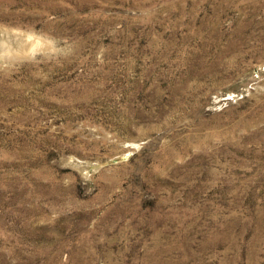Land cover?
I'll use <instances>...</instances> for the list:
<instances>
[{
    "label": "rangeland",
    "instance_id": "obj_1",
    "mask_svg": "<svg viewBox=\"0 0 264 264\" xmlns=\"http://www.w3.org/2000/svg\"><path fill=\"white\" fill-rule=\"evenodd\" d=\"M0 264H264V0H0Z\"/></svg>",
    "mask_w": 264,
    "mask_h": 264
},
{
    "label": "bare ground",
    "instance_id": "obj_2",
    "mask_svg": "<svg viewBox=\"0 0 264 264\" xmlns=\"http://www.w3.org/2000/svg\"><path fill=\"white\" fill-rule=\"evenodd\" d=\"M6 47V43L4 44V41H0V50H4Z\"/></svg>",
    "mask_w": 264,
    "mask_h": 264
}]
</instances>
